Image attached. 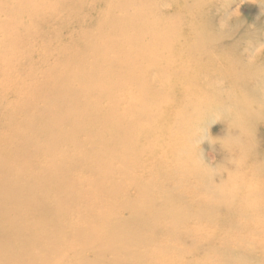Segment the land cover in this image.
Instances as JSON below:
<instances>
[{
  "label": "bare ground",
  "instance_id": "6f19581e",
  "mask_svg": "<svg viewBox=\"0 0 264 264\" xmlns=\"http://www.w3.org/2000/svg\"><path fill=\"white\" fill-rule=\"evenodd\" d=\"M205 3L206 0H0V105H40L46 114L40 122L20 124L23 132H13L14 142L27 144L25 148L16 152L2 149L5 137H0V203L11 205L10 209L0 207L4 249L23 245L18 233H28L29 240L38 233L44 238L40 240L42 244L55 241L58 236L54 229L62 223L54 220L52 198L66 203L67 193L75 197L78 185L86 184L95 189L93 207L108 213L114 222L113 226L102 227L101 232L117 250L119 243L134 247L136 253L167 250L162 245H168L178 256L192 259L204 246L211 259L219 253L226 257L244 253L245 259L234 258L238 264H264V225L259 224V218H264V165L261 160H254L261 157L256 152V141L259 122L264 121V71L255 70L257 64L264 66V56L252 58L256 49L253 46L248 49L252 52L247 50V56H242L245 63L234 65V61L212 71L216 54L209 49L193 51L177 44L185 39L181 28L189 25L223 29L240 22L227 11L213 17L212 12H205ZM221 34L229 40L239 38L232 31ZM187 52L188 59L195 58V69L191 62L183 60ZM252 69L254 75L243 76L244 71ZM202 71L207 79L201 76ZM230 73L237 74L236 81L227 88L220 81ZM180 91L186 93L187 99L176 100L173 93ZM50 95L54 98H48ZM220 101L226 105H217ZM161 105L182 108L166 116L168 109ZM211 108L221 112L239 110L244 112V121L235 119L229 127L225 117L205 112ZM176 117L182 121L184 133L193 139L196 136L197 143L206 138L204 124L219 117L220 133L230 138L225 146L215 150L217 167L223 168L224 164L232 181L218 179L220 171L211 173L208 167L201 171V154L199 162L193 159L190 141L177 135L178 123L172 121ZM191 119H196L193 125L187 122ZM5 126L13 131L18 125L10 122ZM5 126L0 123V129ZM27 131L41 135L38 144L33 145L38 151L48 150L46 156L35 158ZM238 155L252 163V178L242 184L235 177L247 167L243 157L239 169ZM11 160L21 170V162L23 168L36 162L40 168L26 172L32 176L31 181L23 180L16 167L13 171L7 167L6 162ZM181 160L184 163L175 168L174 162ZM62 164H69L75 173L67 177ZM53 165L57 167L52 169ZM187 165L192 166L186 169ZM35 169L44 170L41 177L36 176ZM152 169L157 170V181H143ZM166 169L179 174V185L172 179L164 181ZM79 173L87 178H80ZM205 179H211L207 187L200 185ZM228 183L230 188L225 195L220 186ZM47 185L64 188L60 192L53 190L57 194L52 195L46 191ZM250 185L255 186L247 191ZM214 194L218 196L212 199ZM195 198L200 206L195 205ZM204 208L214 215L227 210L228 215L233 211L241 219L246 218L245 226L235 227L246 235H229L228 242L213 244L211 248L210 238L203 235L202 229H194L201 228L200 222L206 218L201 212ZM28 213L43 219L29 220ZM170 222L179 223L176 231H162ZM74 223L79 225L77 219ZM178 245L186 250L178 251ZM37 259L31 247L9 258L13 264Z\"/></svg>",
  "mask_w": 264,
  "mask_h": 264
},
{
  "label": "rangeland",
  "instance_id": "374dc122",
  "mask_svg": "<svg viewBox=\"0 0 264 264\" xmlns=\"http://www.w3.org/2000/svg\"><path fill=\"white\" fill-rule=\"evenodd\" d=\"M205 5H206L204 7L205 12L206 13L208 12L209 14L212 12L213 17L215 16L220 17L221 14H223V12L227 11L229 12V15L232 16L233 18L236 17L240 19V22L238 24L226 25L225 27H223V29H211L210 27H205L201 25L197 27L198 24H195L193 26L189 25L188 27H185L183 29L181 28L182 30L181 33H183L182 35L185 36L184 37L185 39H182L179 43L176 42L177 44H180L183 47L184 46L190 47L189 50H193V51L194 50L204 51L205 49H209L211 52L216 54L213 59L212 71H219L221 70V68L225 67L226 65L234 61H235L234 65L245 63V60H243L242 56H247V50L253 46H256V49L252 53V58H257V57L261 58V56H264L263 54L261 55V53H264V0H206ZM215 8L217 9L216 12L214 11ZM222 31L224 32L232 31L239 38L236 40H229L223 34H221ZM239 31L241 32V34ZM237 32H239L240 36L239 34H237ZM246 35H247L246 39H243V37L245 38ZM24 50L25 49L20 48V51H24ZM248 51L252 52L251 50ZM188 52L185 53L186 58L183 57V60H186L187 63L188 61L191 62L192 65L194 66L193 60H195V58L188 59L187 57V55L189 54ZM34 58L36 60L39 58L38 53L35 54ZM197 58L200 59V57ZM239 60H241V62ZM256 67L257 68L255 71H257L258 68H259L258 71L260 73L264 71V66L259 67V64H257ZM255 71H253V69L251 70V72L244 71L243 76L245 75L249 76L252 74L254 75ZM201 73H202L201 76L204 77L203 79L208 78V76L204 74L205 72L203 73L202 71ZM229 75L230 76L224 75L223 76L224 78L220 81V84L227 86V88L235 83L237 74L230 73ZM262 76L264 77V75ZM202 83L204 84V82ZM2 86H5V84L2 83ZM261 86L264 87V83L261 84ZM0 96H2L1 93ZM173 96L175 98L176 96L178 97V99L176 100L187 99V95L183 91L173 93ZM48 98L52 99L54 98V96L50 95ZM217 105H226V104L220 101ZM33 107H38V109L37 110L33 109ZM161 107H163V109L164 108L168 109L167 112L164 114L166 116H169L172 112L177 113V111H179L182 108L181 106H176V105L175 108L172 106L165 107V105H161ZM218 108L217 109L211 108L208 111L205 110V112L207 114L213 112V115H217V116L221 115L225 117L223 120L228 121L229 127L231 126V122L235 119H237L236 120L237 122L244 121L245 118L244 112L232 108L229 111L221 112ZM163 109L161 111V114L163 112ZM25 111H28V115L25 114ZM24 115H26V117H24ZM45 117H46L45 110L40 105H28V104L0 105V123L4 124V126L10 122L11 125L12 124L18 125L16 126V128H14L13 131H9L8 126L2 127V129H0V137L2 134L3 137H5L2 141L1 148L8 149L11 152H16L22 148H25L27 144L24 146L23 144H20V141H18L17 143L14 142L13 132L15 131L23 132L24 127L19 126L22 123L30 124L33 122H40ZM218 118L214 119L213 123H212L213 119L207 121V122L211 121V123L213 124L211 125V128H210L211 123L210 124L207 123V125L206 123L204 124L205 127L204 137L206 138L203 140V142L200 143L195 142L196 136H194L193 139L191 134L184 133V131L180 126L182 121L178 117L172 119V121L174 123L176 122L178 123L177 126L175 127L177 130V135L179 134L180 136H182V138L186 137L187 141H190L189 146L193 159L198 160L199 162V155L201 154L200 157L203 165L201 171L204 170L206 167H208L211 173L213 171H220L221 175L218 174L217 176L218 179L220 177H223V179H225L226 181L229 180L232 181V177L228 175L229 171L224 168V164H223V168L217 167L219 163L215 155L216 152L215 150L218 149L220 145L225 146L229 142V140L227 139L229 135H227V137L226 136L224 137L223 134L220 133L222 130V126H220V119ZM187 122L188 124L193 125L194 122H196V119H191ZM197 123L200 122L198 121ZM241 123L243 124V122ZM240 127L241 125H238V128ZM258 129H259V135L257 134L258 139L256 142L258 143L257 146H259V148L256 152H260L261 157L260 159L256 158L254 160H258V161L261 160L264 165V121L259 122ZM25 134L29 135V137H27V140L29 141L28 144L29 147L33 151H35L36 159L40 155L46 156V154L49 153L48 150L46 149H42L41 151H38L37 149H35V146L33 145V144H38V141L40 140L41 137L40 134H34L28 131L25 132ZM196 134L197 136L201 137L200 132H196ZM166 149L169 150V147H166ZM179 151L182 157L186 159L183 150L180 148ZM145 158H147V154H145ZM242 158L245 159L246 162L247 169L245 170L240 169ZM226 161L229 162L228 159H226ZM236 161L238 162L240 173H238V175L235 177L236 178L235 180L237 183L241 182L242 184L244 180H249L250 178H252L253 172L251 171L250 168L252 163L251 160L245 158L244 155H238L236 157ZM180 163H184V160H181L178 163L174 162L175 164L174 167L178 168ZM185 163L187 164V161H185ZM1 165L2 164L0 163V166ZM6 165L8 168H11L12 171L16 167L18 169L20 178L27 181H31L32 176L30 174H27L26 172L31 171L36 167L40 168L37 162L31 166L26 165L25 168H23V163L21 162V168L23 171L18 168L14 160L7 161ZM42 166L45 165L42 164ZM62 166L64 167L62 169L63 171L66 172L67 177H69L71 173L72 174L75 173L74 170L72 171V168L69 164H62ZM189 166L192 165H187L186 169H189ZM56 167L57 165H53L52 169ZM35 170H36L35 173L36 176L41 177L42 176L41 172L44 170H37V169ZM166 170H167V174L164 176V181L172 179L175 181L174 183L176 185H179L176 180L179 178V174L176 172L172 173L170 169H166ZM155 172H157V170L152 169L151 172L147 174V176H145V180L143 181H149V182L157 181ZM79 176H81L80 178H87V175H82L81 173H79ZM162 182L163 180L161 178L159 183L162 184ZM209 182H211V179L209 181L208 180L206 181L205 179L203 184L200 185L203 187H207L210 185ZM180 186L184 188V185H180ZM254 186L255 185H252L251 187L250 185L246 188V190L248 191L249 189H253ZM177 187H178L177 190L180 191L179 186ZM220 187L223 190V194L226 195L228 191V187L230 188V184L228 183V186L227 184H225ZM63 188H64L63 186H56V185H54L53 187L48 186L46 187V191L49 190L48 193H51L52 195H56L57 193L54 194L53 190L62 191ZM50 190L52 191L50 192ZM88 193H93V194L90 197L88 196L86 198L85 196ZM176 193L177 195H179L178 192ZM238 193H241L240 190ZM217 194L216 195L214 194L210 197L212 199L216 198L218 196ZM94 196H95L94 187L85 184V185H78L77 196L70 197L69 194L67 193V197L65 201L66 203H60L56 200V198H52L51 203L55 207L54 213L56 216L54 220L57 222L60 221L62 223V226L60 225L59 228L54 229L55 234L58 236L57 238H55V241H51V242L48 241L42 244L43 242H40V240H44V238L39 236L38 233L32 238L33 240L27 239L28 233L25 234L18 233L19 235H21V238L23 240V245L20 246L16 244L10 250V249H4V247L2 246L1 241H3V236L2 234H0V245L2 246V248L0 247V264H8V263L13 264L9 260V258L17 257L18 255L24 253L28 247H31V249L34 252V255L38 257V259L32 262L28 261L26 264H33V263L57 264L60 260H61V264H195V262L196 263L199 262L201 264H219V263L238 264L234 260V258H239L241 260L245 259L244 253H238V255L236 254L228 255L227 257L225 256V253L224 254L219 253L215 256L214 259H211L210 257L211 255L207 256L206 252H204L207 250V249L203 250L204 246H201L203 247L202 248L203 251L199 250L197 252V256L196 255L194 257L189 256L191 258L193 257L194 259L193 258L184 259L182 258V256H178L179 253H175L172 250L173 246H168V245H162L167 250L156 251L155 249H151L150 252L136 253L134 247H130L129 245H123L119 243L120 250H117L116 245L112 241L108 240L104 232H101L102 227L104 228L109 224L113 226L114 222L111 220L110 217L108 218L107 216L108 213L101 212L100 210L98 211V209L93 207L92 202ZM234 203L238 205L239 201L236 200V202L234 201ZM226 204L228 203L226 202ZM195 205L200 206V202L197 198H195ZM0 207L10 209L11 205L0 203ZM126 207H128V204H126ZM210 207L213 208L211 205ZM71 210H74L76 212L73 213ZM201 212L205 214L206 218L200 222L201 228L195 226L194 229L197 231L198 230L200 231L202 229L203 235L210 238L211 248L213 244L217 245L219 242H228L229 235L235 234L234 236L238 235L239 237H243L246 235V232H244L243 230L241 231L235 230V227H238L239 225L242 226L243 224L245 226L246 224L243 223V221H247L246 218L241 219L238 213L234 214V212L232 211V213L228 215L226 213L227 210H225L221 214L217 213L216 215H214L212 213H209V210H206L205 208ZM46 214L47 213H44V220H47L49 218L45 216ZM11 215L12 217L15 215V210L13 208L11 209ZM27 215L29 216L27 217V219L32 221H35V219L36 220L43 219V217L42 218L36 217L32 213H28ZM211 215L214 216L211 217ZM199 217L203 218L201 216ZM75 219H77L79 225L74 223ZM259 221H260L259 224L264 225L263 217H260ZM85 223H93L94 226L93 225L87 226ZM178 224L179 223L170 222L169 224H166L164 228L161 229L162 231H176L174 230V228ZM190 224L192 225L194 224V222H191ZM208 224L214 226H219V225L222 226L214 228V227H209ZM131 227L134 234H136L137 231H134L133 225H131ZM94 230L97 234L94 232ZM16 231H19V228ZM140 232L142 233V231H139L138 233ZM159 235L161 236V234ZM258 243L261 242H257L256 244ZM205 246L209 248V244L206 243ZM176 249L181 252L186 250V248L183 245H178ZM223 250L225 251V248ZM151 252H154V254L151 255ZM261 259L264 260V258Z\"/></svg>",
  "mask_w": 264,
  "mask_h": 264
}]
</instances>
